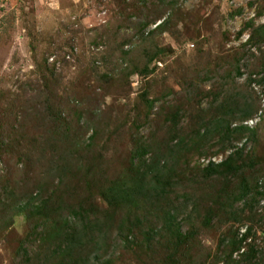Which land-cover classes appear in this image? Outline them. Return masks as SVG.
Masks as SVG:
<instances>
[{
	"label": "rangeland",
	"instance_id": "1",
	"mask_svg": "<svg viewBox=\"0 0 264 264\" xmlns=\"http://www.w3.org/2000/svg\"><path fill=\"white\" fill-rule=\"evenodd\" d=\"M237 150L240 173L209 178ZM256 175L264 186V0H0V264H163L170 212L193 234L189 264L247 231L232 259L264 253V197L215 201ZM153 177L160 189L107 214L108 187ZM120 228L154 253L124 254Z\"/></svg>",
	"mask_w": 264,
	"mask_h": 264
},
{
	"label": "trees",
	"instance_id": "2",
	"mask_svg": "<svg viewBox=\"0 0 264 264\" xmlns=\"http://www.w3.org/2000/svg\"><path fill=\"white\" fill-rule=\"evenodd\" d=\"M161 27V26H160ZM163 27V26H162ZM159 28V27H158ZM44 87H46L45 91H48V88L50 86L49 82L44 83L43 85ZM150 104V101L148 102ZM47 109L45 110L46 115L45 119H49L50 120H54L55 124H59L56 126L55 128V132H60L61 130V126L64 123L62 116L63 114H59V113H51L50 111V105L49 102L47 101V105H46ZM150 109V107L148 108ZM60 115V116H57ZM244 119H250L249 115H245ZM63 122V123H62ZM68 124H71V122H69ZM66 132H68V128L66 129ZM233 133L235 134H239L238 137L240 136H246L243 139L247 138L248 140H250V136L249 134L251 133L250 130H248L247 128H237L233 131ZM242 139V140H243ZM134 140H137L136 138ZM143 141V139H142ZM80 144V143H79ZM82 145V144H80ZM83 146V145H82ZM134 147L137 148L136 149V156H133L134 159H132L133 163L137 162H143V164H145L147 162L146 160V156L148 155V153H150L151 149L149 151L146 150V147L142 145V142H137L136 144H134ZM83 149V148H82ZM86 154V151H85ZM141 155V156H139ZM243 155L244 152L242 150H237L235 154H233V156H231V158H229L226 162H224L223 164H220L217 167H214L213 165H210V167H208L206 169V172H210V176L209 178L212 179H216L218 177L224 179L226 174H239L240 173V166L237 165V163H239V161H243ZM132 163V164H133ZM141 167V166H140ZM221 169L224 170V172H221ZM152 174V173H151ZM151 174H147V173H143V172H134L131 173L130 175L133 177H140L142 180H144L146 182L147 177L150 176ZM237 174V175H238ZM135 177V178H136ZM261 175L260 177L258 175H256L254 177L255 179V186L252 189H248L245 186H240L239 187V196L236 195V192L233 193H229L228 196H225L223 194H220L222 197H215V201L217 200L218 202L216 203L220 208H222V211L226 210V207L228 204L236 201V199L240 200V201H244L246 200V198H249L246 206L248 208L251 209V204H255L257 203V199L260 197H264V186L259 187L258 186V181L261 179ZM264 177V176H263ZM155 177L151 178L149 185L146 187V189H140V186L136 183L129 182L128 184H126V186H124L123 184L119 185H115L114 187H108V189L105 191V194L103 195V200L107 203V207H108V211L107 214L112 213L111 216L117 214L119 209V206L121 204V202H135L136 199L140 196L141 193H145L148 189V187L152 190L157 191L158 189H160V187H162V185L160 184V180H158L154 183ZM166 187H163L162 189H165ZM224 193V191H223ZM166 195V194H165ZM209 199L211 198V195L208 194ZM233 197V198H232ZM226 200V203H224V200ZM224 203V204H223ZM230 207V206H229ZM231 208V207H230ZM95 216V214L93 215V217ZM109 218H111L109 216ZM166 224H165V228L161 229L163 231L167 230L166 232H168V234L170 235V239L168 241H166L162 235L164 232H161V230L159 231L158 234V243L161 244H166V249L168 251H166V254L163 258V264H189L187 261L191 262L193 260V256L195 252H191V250H184V247H187L190 245V241L193 239V234H185L181 229L179 224L177 223L176 219L174 218V213L170 212L167 215L166 218ZM108 222V220H107ZM143 223L139 222L140 227L142 226ZM175 228V229H173ZM123 228L119 229V237H120V245L119 248H123L122 252L124 254H128V252L134 254L135 253H143L142 251H147V254L154 253V246L150 245V243L147 241L144 243V241H141L139 244H137L136 247H134V244H131L133 242V239L130 237V235L128 234H123L121 232ZM137 229H139L141 231V235L146 238L145 233L142 234V230L141 228H139V226L137 225V222L135 223V226L132 227V231H137ZM247 233L249 236V232L247 231L245 233L244 236L241 237V239L237 238L238 236L232 237L231 239H225L221 245L220 248L222 246V250L219 252L220 254V258H216L214 259V263L213 264H219L220 262H223L224 264H264V253L259 252L258 250H255L254 248H252V246H247V249L243 251V253L239 256V259L233 260L232 259V255L234 253V251H238L240 249L243 248V243L247 241ZM126 239V240H125ZM123 240H125L123 242ZM123 242V245H121ZM95 246L98 247L99 245L97 244V242L92 241L89 239V241L87 242V246L86 249L89 246ZM125 246V247H123ZM129 247V248H126ZM144 249V250H143ZM184 251V253H187V257H184L183 259V255L182 252ZM182 255V258L181 256ZM94 253H89L88 256L86 258H84V256H80L78 255V253H76V255L74 256V259H72V263L74 264H103V261L100 262L98 258H93ZM195 260H193L192 262L197 261L199 258L194 257Z\"/></svg>",
	"mask_w": 264,
	"mask_h": 264
},
{
	"label": "built area",
	"instance_id": "3",
	"mask_svg": "<svg viewBox=\"0 0 264 264\" xmlns=\"http://www.w3.org/2000/svg\"><path fill=\"white\" fill-rule=\"evenodd\" d=\"M39 2L41 3H44V2H47V1H50V0H38Z\"/></svg>",
	"mask_w": 264,
	"mask_h": 264
}]
</instances>
